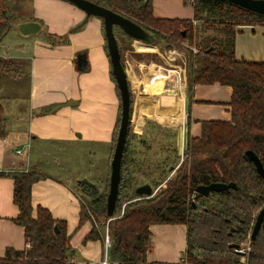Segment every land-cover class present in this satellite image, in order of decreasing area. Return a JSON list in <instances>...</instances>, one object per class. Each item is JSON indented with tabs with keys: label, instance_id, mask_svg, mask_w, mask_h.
<instances>
[{
	"label": "trees",
	"instance_id": "obj_1",
	"mask_svg": "<svg viewBox=\"0 0 264 264\" xmlns=\"http://www.w3.org/2000/svg\"><path fill=\"white\" fill-rule=\"evenodd\" d=\"M136 22L168 44L188 42L199 53L189 52L188 95L192 101L197 86L220 84L232 89L228 104L230 121H202L201 135L193 137L189 118L184 155L178 175L159 195L143 198L131 191L129 132L122 161V175L116 213L128 201L124 214L110 221L106 192L98 186L81 185L79 228L90 223L88 241H104L106 229L111 245V264H168L149 262L152 226L182 225L187 230L184 263L178 264H264V223L252 252L244 262L232 244H243L253 224V211L264 207V180L246 158L247 151L258 154L264 165V62L237 59L236 27L264 26V16L223 0H184L192 5L194 16L187 19L156 18L153 0H90ZM196 21L203 24L195 26ZM217 25L216 30L212 25ZM220 29V30H219ZM104 30V27H103ZM209 31L217 34H208ZM8 32L0 23V43ZM105 33V31H104ZM124 41L133 42L122 33ZM124 42L120 45V48ZM129 45V44H128ZM108 53V48L106 46ZM109 55V54H108ZM6 64L0 56V75ZM111 77L116 84L115 78ZM131 89V88H130ZM120 98V91L117 88ZM121 100V99H120ZM133 96L131 92V116ZM7 134L5 114L0 103V138ZM117 133L114 132V142ZM114 149V148H113ZM175 168H171L173 172ZM1 176H5L1 173ZM14 180V203L19 210L13 222L24 228L27 247L7 249L0 264H72L74 249L67 223L57 220L45 207H34L33 186L46 175L31 171L8 174ZM213 183H235L229 192L199 197L197 188ZM132 196H128L131 192ZM116 217V216H115ZM241 224V229L232 232ZM55 227L59 233H56Z\"/></svg>",
	"mask_w": 264,
	"mask_h": 264
},
{
	"label": "crops",
	"instance_id": "obj_2",
	"mask_svg": "<svg viewBox=\"0 0 264 264\" xmlns=\"http://www.w3.org/2000/svg\"><path fill=\"white\" fill-rule=\"evenodd\" d=\"M3 1L0 0V16L4 10H12L13 16H21L18 21L11 20L13 23L38 22L42 26V31L38 35L25 37L17 29H10L5 38L21 40L20 47L12 56L0 53L3 58L16 63L19 69L26 66V73L29 76L27 97L21 98L19 95L18 91H21L22 84L16 77L14 79H18L17 84L12 86L17 92V97L11 103L10 110H7L0 100L7 128L5 138H0V258L5 256L9 248L24 250L27 247L24 228L13 222L19 210L14 203V180L8 174L29 169L47 177L33 186V206L45 207L55 219L67 223L68 233L72 235L71 244L75 250L72 264H103L105 259L111 263L105 240L84 242L92 225L86 223L79 228L81 192L74 185L76 180L65 179L43 164L47 157L54 156L57 159L56 154L59 151L68 149L70 151L75 143L83 138L102 139L110 144V156L113 152L119 99L116 84L111 77L112 66L106 50L103 20L97 17L88 18L85 12L65 0H33L31 15L27 18L21 7L11 9ZM165 1L169 3L177 1L181 7L179 15L182 17L177 15L172 17V14L167 13L166 10L157 9L156 4L159 2L153 0V12L156 18L187 20L193 18L194 10L191 4L185 5L184 0ZM2 21L3 16L0 18V23ZM255 30V26L236 27L237 59L264 62L262 33V37L260 35L259 38L262 44L260 51L253 54L245 49H242V52L239 50L244 42L246 49H249L250 45L253 47V38L257 34ZM10 31L18 33L11 36ZM153 44L148 45L133 40L135 49L133 54L145 52L146 47H153ZM166 50L168 60L165 65H151L152 68L146 70L149 75L142 73L139 76L131 62L124 64L132 92L138 97L131 122L136 121L137 117L144 118L151 115L159 117L167 111L172 113L173 106L180 97H185L182 109L192 121L189 132L193 137L201 135L202 121H230L231 111L228 104L232 99V89L218 83L197 86L191 101L188 95L190 60L174 48ZM147 51L158 52L155 49ZM79 58L86 61L85 71L78 67ZM179 62L182 65H179ZM169 67L185 70V92L180 93L172 81L157 84L149 82V76ZM1 75L4 73L2 72ZM0 91H2L1 87ZM167 103H170L172 108H165ZM172 114L167 116L171 117ZM181 128H184L185 137L186 129ZM28 145L30 148L26 155L17 154L18 150H24ZM1 173L5 176H1ZM76 183L79 184V181ZM156 229L157 226L151 227L152 245L156 238L153 232L158 231ZM152 254L151 249L148 261L160 262L156 261Z\"/></svg>",
	"mask_w": 264,
	"mask_h": 264
},
{
	"label": "rangeland",
	"instance_id": "obj_3",
	"mask_svg": "<svg viewBox=\"0 0 264 264\" xmlns=\"http://www.w3.org/2000/svg\"><path fill=\"white\" fill-rule=\"evenodd\" d=\"M3 2H5V5L7 7H10L11 9H17L21 7L22 12L24 13V16L26 18L31 15L33 0H5ZM158 2L159 3L156 4L157 9L160 8L162 10H166L167 13L169 12L170 14H172V17H174V15H177V17H182V15H179L181 7L178 5L179 3L177 1L169 3L165 0H158ZM187 11L189 12V10ZM19 17L21 18L20 15L16 17L13 16L11 17V20L13 22L18 21ZM0 18H2V16H0ZM202 24L203 23L201 21L195 22V26L199 25L198 27H200ZM212 26L216 30L217 25L215 24ZM253 26H255V31L257 33L256 37L253 38V47L250 45L249 49H246L244 42L242 46H240V52H242V49H245V51L247 50L253 52L254 54V52H258L262 49V44L259 41V38L261 33L264 34V26L254 23ZM9 30L10 29H8V31ZM10 32L11 36H15V33L17 31ZM213 33L217 34V32L215 33L212 31H209L208 34ZM115 34L119 40V46L124 42V45L122 46V48H120L123 64H125L126 62H131L134 69L138 72L139 76L142 75V73L146 75L148 73V71L146 70H148L153 64H160L164 66L165 62L168 60V56L165 53L167 51L166 49L168 48H174L177 51L183 53L188 58L189 52L192 51L188 42L168 44L165 41L156 40L155 38L153 47H146L145 52L137 53L134 55L133 52L135 49L133 46V42H130L128 40L124 41L125 39L119 29H115ZM21 42V40H12L10 37L5 38L2 45L0 44V53L12 56L17 51V48L20 47ZM152 49H155L158 52L153 53L151 51H147ZM132 58H134L135 60ZM2 59L4 60L6 66L3 70L4 75L0 76V87L2 88V91H0V100L3 101L7 110H10L11 103L17 97V92L12 85L17 84V80L20 79L22 87L21 91H18L19 95L21 96V98L27 97L29 89V76L26 73V66H23L22 69H19L16 66V63L12 62V60L8 61L3 57ZM180 64L181 62H179V65ZM140 71L142 72L140 73ZM16 77H18L17 80L14 79ZM130 90L132 92V88ZM116 93L119 99V113L117 124L115 127L117 136L114 142V149L111 153V156L110 144L108 142L98 138L92 140L83 138L79 139L70 151L68 149L63 152H57V159H55L54 156L52 158L47 157V159L43 161L45 167H50L53 172L62 175V177L65 179H69L72 181H81L86 179L91 184L98 186L100 188V192H106L109 195L111 162L117 143L122 112V103L117 91ZM132 96L133 109L131 119L134 118V107L136 102H138L137 95H134L132 92ZM166 99L169 100L168 98ZM172 103H174L173 100ZM170 106V103H167L164 107L172 108ZM172 113L167 111L163 112V115H160L159 117H154L152 115L144 118L137 117V120L135 119L136 121L132 120V122L130 123V132L128 139L130 146L128 147V150L131 153H129L128 155L129 164L126 169L131 171L133 175L131 191L135 187L149 184L154 188L155 194L159 195L161 192L165 191L168 188L170 181L175 179L178 175V168L185 158L184 152L183 155L180 156L178 151L179 137L180 132L181 134H183L184 132V128L181 127H185V151L189 117L187 112L185 114V110L182 109V104L174 105ZM168 114H172V116L168 117ZM173 167L175 169L172 172L171 168ZM76 181L74 182V185L78 190H80L79 184H77ZM80 196L82 197L83 194L81 193ZM128 196H132V192ZM127 203V200L123 202L121 211L115 214L116 217H120L122 212L125 211ZM258 212L259 211H255L254 214L257 215ZM157 228L158 229L156 230L158 231L153 232V236L156 237L152 245V256L155 257L154 259L156 261H160L161 263H165L163 261H168L166 262L168 264H178L179 262L184 263L183 257L185 255V249L187 247L186 228L182 225H164L157 226ZM250 247L249 235L248 239L244 242L241 248L248 252Z\"/></svg>",
	"mask_w": 264,
	"mask_h": 264
},
{
	"label": "water",
	"instance_id": "obj_4",
	"mask_svg": "<svg viewBox=\"0 0 264 264\" xmlns=\"http://www.w3.org/2000/svg\"><path fill=\"white\" fill-rule=\"evenodd\" d=\"M72 3L78 9L86 13L87 17H97L103 20L105 37L107 41L108 54L111 60L112 75L115 78L117 88L120 91V99L122 103L121 123L117 137V143L111 162V178H110V191L107 198V214L110 221L115 217L117 201L119 198V188L122 175V161L127 142L129 124L131 123V90L128 79V74L122 62V54L120 51L119 40L115 34V29H119L126 37L131 38L138 42H143L152 45L155 42L153 34L145 30L136 22L129 18L114 12L113 10L97 4L90 0H65ZM215 1V0H203ZM253 13L264 16V0H223ZM14 12L4 10L2 12L3 25L8 29H17L22 36L38 35L42 31V26L38 22L30 21L20 24L11 22ZM78 67L82 71L86 70V61L82 58L78 60ZM184 152V135L180 132L179 137V154L183 155ZM246 158L250 161L256 169L258 175L264 180V165L257 153L253 151L246 152ZM81 185H88L95 187L88 180L84 179L79 181ZM235 183H213L209 186H199L197 188V195L199 197H208L212 193L229 192L231 189H236ZM136 194L144 198H150L155 194L154 188L149 185H143L136 189ZM264 222V208L259 212L257 222L253 231L252 241L256 239L258 233L262 228ZM56 233H59L55 227ZM231 248L239 249L238 245H232Z\"/></svg>",
	"mask_w": 264,
	"mask_h": 264
},
{
	"label": "built area",
	"instance_id": "obj_5",
	"mask_svg": "<svg viewBox=\"0 0 264 264\" xmlns=\"http://www.w3.org/2000/svg\"><path fill=\"white\" fill-rule=\"evenodd\" d=\"M190 48L195 54L199 53V51L196 48H194V47H190ZM148 79H149V82L151 84H153V83L157 84V83H164L167 81H172L174 83V86L178 89V91L180 93L185 92L186 73H185V70H183L181 68H176V67L164 68V69H162L161 72H158L157 74H153V75L149 76ZM29 148H30V145L26 146V148L24 150H18L17 154H19V155L25 154L26 155ZM24 172H29V169L24 170ZM123 212L120 215V217L124 214ZM115 218H117V217H114V219ZM110 245H111V240H110V236L108 234V229H107V234H106V238H105V246L108 249L110 247ZM236 251H237V253L246 252L242 248L236 249ZM103 264H108V261L105 259Z\"/></svg>",
	"mask_w": 264,
	"mask_h": 264
},
{
	"label": "flooded vegetation",
	"instance_id": "obj_6",
	"mask_svg": "<svg viewBox=\"0 0 264 264\" xmlns=\"http://www.w3.org/2000/svg\"><path fill=\"white\" fill-rule=\"evenodd\" d=\"M254 167H255V166H254ZM263 208H264V207H263ZM263 208H262V209H263ZM262 209H261V210H262ZM261 210H260V211H261ZM260 211H259V212H260ZM254 212H255V211H253V224H252V229H251V231L249 232V234H248V236H247V239H248V237H249V235H250V246H251V244H252L253 242L256 241V239H257L259 233H260L261 230H262V228H261V230H260V232L258 233L256 239L252 241L253 231H254V228H255V225H256V222H257V217H258V214H259V212H258V214L255 215ZM254 215H255V216H254ZM263 223H264V222H263ZM262 227H263V224H262ZM240 229H241V224L237 225L236 228H233L232 232H235V231L240 230ZM247 239H246V240H247ZM243 244H244V243H243ZM243 244H232V245H238L239 248H241V246H242ZM232 245H231V246H232ZM231 246H230V248H231ZM232 249H234V248H232ZM234 250L236 251V249H234ZM236 252H237V251H236ZM251 252H252V246L249 248V251H248V252L246 251V252L237 253V254H238V256L242 259V261L246 262V261H248ZM179 263H181V262H179Z\"/></svg>",
	"mask_w": 264,
	"mask_h": 264
},
{
	"label": "bare ground",
	"instance_id": "obj_7",
	"mask_svg": "<svg viewBox=\"0 0 264 264\" xmlns=\"http://www.w3.org/2000/svg\"><path fill=\"white\" fill-rule=\"evenodd\" d=\"M173 52V51H172ZM152 89V88H151ZM153 90V89H152ZM156 90V89H155ZM185 97H180V98H177L176 100V105L178 104H182L183 103V100H184ZM181 102V103H180Z\"/></svg>",
	"mask_w": 264,
	"mask_h": 264
}]
</instances>
